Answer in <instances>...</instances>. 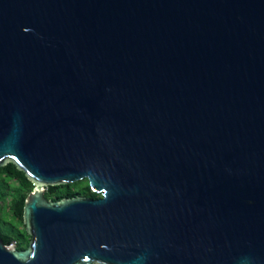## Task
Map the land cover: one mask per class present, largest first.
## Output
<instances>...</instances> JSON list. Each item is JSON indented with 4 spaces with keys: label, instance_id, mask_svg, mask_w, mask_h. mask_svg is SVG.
Listing matches in <instances>:
<instances>
[{
    "label": "water",
    "instance_id": "95a60500",
    "mask_svg": "<svg viewBox=\"0 0 264 264\" xmlns=\"http://www.w3.org/2000/svg\"><path fill=\"white\" fill-rule=\"evenodd\" d=\"M9 162L0 264H264V0H0Z\"/></svg>",
    "mask_w": 264,
    "mask_h": 264
},
{
    "label": "trees",
    "instance_id": "16d2710c",
    "mask_svg": "<svg viewBox=\"0 0 264 264\" xmlns=\"http://www.w3.org/2000/svg\"><path fill=\"white\" fill-rule=\"evenodd\" d=\"M9 178L17 180L18 186L16 188L7 182ZM32 189V182L12 162L0 167V199L5 200L7 195H10L12 198V203L9 204V209L12 211L11 222H16L17 228L15 229V226L14 229L9 227L8 233H12L11 240L16 241L15 247L19 250L25 249L30 241V235L26 232L23 222V206L27 195ZM44 196L46 199L54 201L74 196L99 198L101 194L92 191L89 187L88 180L83 178L72 183L49 185L46 187Z\"/></svg>",
    "mask_w": 264,
    "mask_h": 264
},
{
    "label": "flooded vegetation",
    "instance_id": "af4514ba",
    "mask_svg": "<svg viewBox=\"0 0 264 264\" xmlns=\"http://www.w3.org/2000/svg\"><path fill=\"white\" fill-rule=\"evenodd\" d=\"M7 182H9V184L14 186L15 188L16 186H18L17 180L14 178H9ZM45 191H46V187H45ZM11 203H12V198L10 195H7L5 197V200L0 199V217H1L0 219V240H2L4 244L6 243V245H11L15 247L16 241L11 240L12 233L11 234L8 233L9 227H12L14 229V226H15V229L17 228L16 227L17 223L11 222L12 211L9 209V204Z\"/></svg>",
    "mask_w": 264,
    "mask_h": 264
}]
</instances>
